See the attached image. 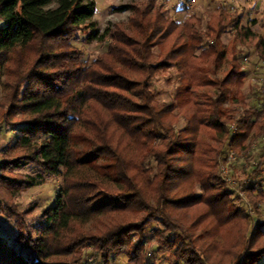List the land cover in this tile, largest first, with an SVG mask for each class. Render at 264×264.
<instances>
[{
    "label": "trees",
    "instance_id": "trees-1",
    "mask_svg": "<svg viewBox=\"0 0 264 264\" xmlns=\"http://www.w3.org/2000/svg\"><path fill=\"white\" fill-rule=\"evenodd\" d=\"M94 6L93 0H0V76H17L0 102V126H19L13 145L18 155L0 161V216L13 221L23 248L6 245L0 236V264H68L52 258L57 254L88 264L82 260L87 246L97 264H110L122 252L128 263L143 264L144 232L154 220L156 252L171 250L172 264H208L215 248L213 241L204 244L212 240L210 229L198 252L181 212L205 204L192 223L212 216L219 227L247 215L234 205L216 165L227 148L245 151L264 128L259 108L223 107L228 86H240L244 76L236 55L223 79H211L207 60L215 64L225 54L219 39L228 22L209 24L203 34L194 16L180 26L159 8L150 14L149 0L117 7L132 11L127 26L113 25L99 36ZM80 31L85 40L109 37L106 50L83 60L72 44ZM243 36L254 34L247 29ZM256 49L264 59V37ZM24 51L32 52L29 58L21 59ZM173 66L174 99L159 103L151 81ZM211 86L219 90L194 95ZM175 109L187 117L184 127L174 128ZM203 133L210 139H202ZM28 165L34 174L12 172ZM262 165L264 156L251 176ZM54 178H61V186L33 232L25 222L29 209L19 211L12 196ZM192 183L201 193L183 188ZM258 183L247 187L250 197ZM172 211L180 215L171 218ZM126 213L130 220L122 218ZM90 220L95 224L84 229ZM262 226L257 223L252 235L264 234ZM262 257L264 247L233 264H257Z\"/></svg>",
    "mask_w": 264,
    "mask_h": 264
},
{
    "label": "rangeland",
    "instance_id": "rangeland-1",
    "mask_svg": "<svg viewBox=\"0 0 264 264\" xmlns=\"http://www.w3.org/2000/svg\"><path fill=\"white\" fill-rule=\"evenodd\" d=\"M94 12L92 19L96 23L98 35H102L105 31L116 24L126 27L128 20L132 15L130 9L117 10V7L124 4L142 5L149 0H93ZM155 8H159L168 19L174 20L178 25H183L185 20L194 16L199 19L197 28L205 34L207 33V25L214 24L218 20L228 22L221 34L220 42L223 46L225 54L213 64L211 60H207L208 66L213 69L211 79L214 81L223 79L231 69V59L236 55L239 64V70L243 71L244 76L240 86L229 85V91L225 95L223 107L235 108L238 111L248 109L247 107L259 108V113L264 117V59L259 57L256 49L257 40L259 37H264V0H153V6L150 8V14ZM221 16V17H220ZM228 20V21H227ZM2 22L0 21V25ZM249 29L254 36L244 37L243 32ZM216 32H220V28H216ZM78 38L72 41V44L83 51V60L91 61L94 57L106 50L109 37L102 41L97 39L85 40V33L80 31L77 33ZM212 36H209V39ZM203 46H206L203 43ZM31 51L22 52L21 59L29 58ZM234 55V56H233ZM19 59V60H21ZM14 63H11L12 65ZM176 67L173 66L167 71H159L155 78L151 81V88L155 92V98L159 103L170 102L174 99L176 89ZM16 74L8 76H0V102H3L11 86L8 84L15 83ZM217 86L204 87L195 90L194 95L205 91H218ZM175 119L172 120L174 128L184 127L188 120L179 110L173 111ZM1 115V110H0ZM259 118V115L256 116ZM1 120V116H0ZM167 119L166 123H169ZM19 132V126L2 125L0 126V161H7L16 157L19 153L18 148H13L15 140ZM202 139H210L207 134L200 135ZM219 137V136H218ZM217 143V140L214 141ZM247 149L241 153L229 150L219 158L216 165V173L224 182L222 183L227 190L231 192V199L236 207L244 210L247 215L237 216L233 221L223 225L215 226V221L212 216L201 218L200 222L193 224L192 221L200 213L205 211V204L196 205L188 210H183L182 216L185 220H180L183 229H189L194 248L200 252L204 248V244L214 242L213 255H208V264H233L238 257L242 259L246 254L256 252L261 247H264V234H254L256 224L264 222V165L261 166L258 173L251 176L256 163L264 156V128L256 138L246 142ZM231 152V153H229ZM233 154L226 161L224 156ZM228 154V155H229ZM12 172L34 174L35 168L32 165L13 169ZM10 172V173H12ZM226 172V173H225ZM224 175V176H223ZM225 177V178H224ZM230 177L233 181L228 185L226 178ZM256 189L251 194L247 191V187L254 182ZM227 185V186H225ZM61 186V178L47 180L46 183L33 186L25 190L15 192L12 196L14 205L19 211L29 209L30 212L25 219V222L33 232L42 225L41 211L52 203ZM184 189H191L194 194L201 193V188L197 183L187 184ZM261 191L262 194H257ZM171 218L180 215L179 211L169 212ZM122 218L130 220V214H122ZM121 216V215H119ZM177 219V218H176ZM95 224L94 220L88 221L83 225L84 229L91 228ZM192 224V227L190 226ZM214 225L212 228L211 226ZM159 227L157 221H151L145 229V256L146 260L143 264L155 262L156 264H172L173 255L171 250L165 248L161 252H156V240L152 233V229ZM206 229H210L212 240H206ZM264 231V226H262ZM16 229L13 221L0 216V236L2 241L15 248L20 247V243L15 241ZM252 235V236H251ZM134 236L133 238H135ZM204 239V240H201ZM204 241V244H203ZM210 251V250H208ZM205 250V253H208ZM202 252V251H201ZM92 248L87 246L83 249L82 257L88 264H97L92 256ZM203 254V253H202ZM72 255L57 254L52 258L68 261V264H76L72 262ZM70 261H69V260ZM127 255L122 252L118 255H112L110 264H132L128 263ZM257 264H264L262 257Z\"/></svg>",
    "mask_w": 264,
    "mask_h": 264
},
{
    "label": "built area",
    "instance_id": "built-area-1",
    "mask_svg": "<svg viewBox=\"0 0 264 264\" xmlns=\"http://www.w3.org/2000/svg\"><path fill=\"white\" fill-rule=\"evenodd\" d=\"M229 153H231V152H229ZM229 153H228V154H229ZM228 154L226 155V158H225L226 161L228 160V158H231V157L233 156V154H229V155H228ZM225 173H226V172H225ZM223 176H224V175H223ZM224 178H225V177H224ZM226 181L228 182V185H229V184L232 183L233 180H232L230 177H228V178H226Z\"/></svg>",
    "mask_w": 264,
    "mask_h": 264
}]
</instances>
